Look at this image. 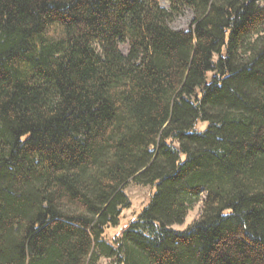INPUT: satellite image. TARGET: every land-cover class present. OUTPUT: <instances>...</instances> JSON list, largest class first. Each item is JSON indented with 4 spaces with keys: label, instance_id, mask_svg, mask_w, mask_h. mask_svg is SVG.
Masks as SVG:
<instances>
[{
    "label": "trees",
    "instance_id": "trees-1",
    "mask_svg": "<svg viewBox=\"0 0 264 264\" xmlns=\"http://www.w3.org/2000/svg\"><path fill=\"white\" fill-rule=\"evenodd\" d=\"M262 1L0 0V264H264Z\"/></svg>",
    "mask_w": 264,
    "mask_h": 264
},
{
    "label": "rangeland",
    "instance_id": "rangeland-1",
    "mask_svg": "<svg viewBox=\"0 0 264 264\" xmlns=\"http://www.w3.org/2000/svg\"><path fill=\"white\" fill-rule=\"evenodd\" d=\"M159 1L164 8H166L169 11L172 10V4L170 0H159ZM262 4H264V0L262 1ZM193 19H194V13L192 9L187 6H183L178 12L173 14L170 20V25L176 29L188 30L193 22ZM121 50L124 53H127L128 51L127 43L121 44ZM151 192L152 189L150 186L136 184L134 182L130 183L127 186L126 193L131 200V207L123 212L119 226L108 229L107 231L108 241L111 242L112 238L115 235L119 234L121 230L126 226V224L140 212L143 206H145L149 202ZM204 199H205L204 196H201L197 201V203L188 212L185 221L182 224L174 225L173 228L176 230H185L188 227H190L191 224H193L200 217ZM99 264H115V261L114 259L111 258L102 257L99 261Z\"/></svg>",
    "mask_w": 264,
    "mask_h": 264
}]
</instances>
